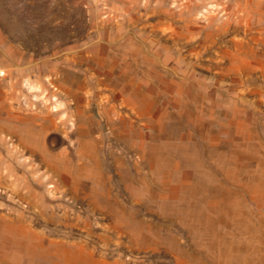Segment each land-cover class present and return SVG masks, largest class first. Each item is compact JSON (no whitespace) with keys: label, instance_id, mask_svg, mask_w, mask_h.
Here are the masks:
<instances>
[{"label":"rangeland","instance_id":"rangeland-1","mask_svg":"<svg viewBox=\"0 0 264 264\" xmlns=\"http://www.w3.org/2000/svg\"><path fill=\"white\" fill-rule=\"evenodd\" d=\"M0 264H264V0H0Z\"/></svg>","mask_w":264,"mask_h":264},{"label":"bare ground","instance_id":"bare-ground-1","mask_svg":"<svg viewBox=\"0 0 264 264\" xmlns=\"http://www.w3.org/2000/svg\"><path fill=\"white\" fill-rule=\"evenodd\" d=\"M30 255V254H29ZM39 255V254H38ZM26 256V255H25ZM35 256V255H34ZM30 257V256H29ZM46 257V256H45ZM47 258V257H46ZM32 260H34V258L32 259Z\"/></svg>","mask_w":264,"mask_h":264}]
</instances>
